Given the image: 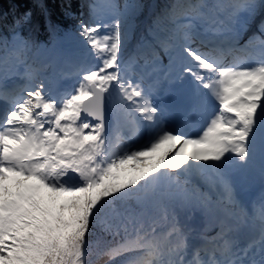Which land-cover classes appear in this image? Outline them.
<instances>
[{"label":"snow or ice","instance_id":"obj_1","mask_svg":"<svg viewBox=\"0 0 264 264\" xmlns=\"http://www.w3.org/2000/svg\"><path fill=\"white\" fill-rule=\"evenodd\" d=\"M32 3L75 46L0 10V264H264V0Z\"/></svg>","mask_w":264,"mask_h":264},{"label":"trees","instance_id":"obj_2","mask_svg":"<svg viewBox=\"0 0 264 264\" xmlns=\"http://www.w3.org/2000/svg\"><path fill=\"white\" fill-rule=\"evenodd\" d=\"M44 3L48 7V19L53 23L59 24L62 29L74 28L76 21L68 20L64 16V8L62 4L64 0H44ZM72 11L79 14V0H73ZM26 9H31L35 16L33 18V25L30 31L27 33L26 29H23L25 36L31 37L33 40L40 42L41 44H50L55 40L51 37L46 18L42 15L39 8L33 6L32 0H0V10H3L6 14H15L17 11L22 12ZM11 15L8 16V21H11Z\"/></svg>","mask_w":264,"mask_h":264},{"label":"rangeland","instance_id":"obj_3","mask_svg":"<svg viewBox=\"0 0 264 264\" xmlns=\"http://www.w3.org/2000/svg\"><path fill=\"white\" fill-rule=\"evenodd\" d=\"M152 0H147V2L150 4ZM121 3V1H120ZM35 16V13L33 12V18ZM84 18H87V15L85 14V17ZM34 21V20H33ZM34 23H32L33 25ZM32 25L30 26H26L25 29H26V32L28 33L30 31V29L32 28ZM53 45H56L58 48H62V49H72L74 46H75V42H72V41H60L59 43L57 42V40L55 39L53 42H51L49 44V46H53ZM68 83H71V81H68Z\"/></svg>","mask_w":264,"mask_h":264},{"label":"bare ground","instance_id":"obj_4","mask_svg":"<svg viewBox=\"0 0 264 264\" xmlns=\"http://www.w3.org/2000/svg\"><path fill=\"white\" fill-rule=\"evenodd\" d=\"M260 192V186L259 184L255 185L251 191L252 196H258Z\"/></svg>","mask_w":264,"mask_h":264}]
</instances>
